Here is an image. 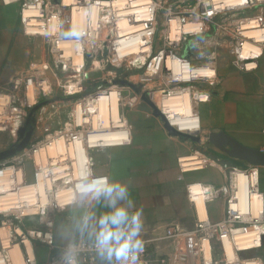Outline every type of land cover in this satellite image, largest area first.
<instances>
[{
	"label": "built area",
	"instance_id": "1",
	"mask_svg": "<svg viewBox=\"0 0 264 264\" xmlns=\"http://www.w3.org/2000/svg\"><path fill=\"white\" fill-rule=\"evenodd\" d=\"M92 1H95L93 4L98 5L99 18L96 22L93 21L91 14H87L85 18V28L83 30L84 35L80 40L86 47L84 50L86 65L88 63V59H90L93 67L97 68L99 66V70L101 72L107 71L108 75H113L114 73L117 75V72L120 70L123 74L128 72L130 69L139 72H144L145 70L147 71V69H150L152 70L150 73L154 74L157 72L155 76L165 78L164 85L158 89L162 93L163 97L169 98L173 95L183 94L187 90H190L196 101L206 102L209 100L210 95L201 89V85H217L219 82L217 73L215 72V74L211 76H195L192 74L186 76V73H189L190 70H194L200 66H212L216 71V60L218 57L217 48L220 45V41H218V44H212L210 43V40H204L200 43V49L191 48L189 46V42L191 41L196 43V41H194V39H196L195 34H203L205 32L203 23L198 21L201 24V28L199 30L193 32L177 31L175 36L171 31V23L174 18L181 19L183 23L188 22V20L195 21V19H191L193 16H201L199 14H202V16L205 15V11H199L197 6L200 5V3L212 4L211 2H207L206 0H194L196 3L193 7L190 6V8L180 9V4L183 5L182 0H149V16L146 20L139 21L137 16L133 13H127L125 15L122 14L120 12L121 10L114 7V5L110 3L112 0H107L108 3L105 5L99 4L101 0ZM132 1L133 0H128L127 7L133 6V4H131ZM38 2V5L44 6V9L48 11L51 0H39ZM82 3L86 6V8H92L93 6L92 2L87 0H78L77 4L83 5ZM26 5L27 3L23 4V7ZM69 9H71L70 6H64L61 2V4L55 5L54 10L56 12L52 15H58L60 20L61 14ZM214 15L213 11L208 12V17L211 19ZM124 16L127 18L128 23H144L141 30H138L137 32L139 34L138 37L141 47L143 48H141V50L136 54H126L120 51L121 39L127 35L123 36L120 33V29L116 22ZM236 17H238V15ZM51 19L52 17L48 19V21L46 20V23H31L34 24V27H43L42 31L44 32L47 25L48 28L51 27ZM231 19L233 18H227L226 22H229ZM24 20L26 22V26H28L29 22L24 18L23 14V22ZM233 25L237 30L235 36L229 33L225 34L232 38V52L236 55L233 62L239 68L245 70L254 69L257 66L255 63L256 59L262 55L264 50V41L259 42L254 37L248 38L247 40L260 45L261 52L258 56L244 58L241 55V50L246 42V36L243 32L247 29L246 27L251 26H257L264 31V10L257 11L254 15L244 17L243 19L233 23ZM27 30L26 34L30 37V34H36V32H29V30ZM228 31H230V29H228ZM160 33H163L164 35L161 36V45L157 46L158 34ZM61 38L62 37L58 35L57 31H52L50 28L48 37L50 46L49 52L50 55H54L56 66L63 74L69 72L82 73L85 67L81 69L77 64H75L72 56H67L66 51L60 46ZM146 45H148V50H145ZM201 50L205 52L204 56L199 54ZM95 60H98L99 65H95ZM110 63L115 65V70H107V66H109ZM32 67L33 64L30 65V69H33ZM175 67H177L178 70H175ZM47 68L48 65L46 64L43 66V71L47 70ZM35 71V74L32 76L36 77L33 84L36 85L38 96L43 98L49 97L53 92V87L43 75L44 72H38V69H35ZM82 76L83 73L80 75L81 82L76 84L75 93H70L67 88V93L69 95H75L84 89L89 91V89L94 86L92 84L93 82H91L86 88H84L82 86ZM95 81L98 82V80ZM29 85L30 83L25 82L21 76L16 77L10 81L8 88L6 89L7 91L0 93V96L4 97L5 100L3 107L0 109L1 130L9 129L13 133V128H20L24 125L28 111L36 105L38 101L37 98L32 100L28 99L27 92H25V90H28ZM110 88L111 84L107 83L106 85L93 89L90 93H107ZM122 93L123 90L121 88L119 89L120 96H122ZM130 96L132 98L128 105L131 107L137 106L140 103V98L135 95ZM194 99L193 101L195 102ZM156 105L162 111L160 105ZM56 133L57 131H55V136L48 135L46 139L47 142L41 144L40 146H43L46 143L51 142L54 138L63 135V133L60 135H57ZM68 135V139L80 136L78 134ZM129 140L130 139L121 144L127 143ZM102 147L105 146H89L87 149L90 153L91 150ZM74 161L75 159L73 158L58 160L59 165H63L56 172L58 175L54 180L55 184L52 189L49 190L50 195L53 196V202L47 208V213H44V211L42 214L25 213L22 209L16 211H0V264H13L11 250L18 244H20L25 251L27 264H53L54 258L48 259L45 262H39L36 255L32 258L26 247V242H31L33 248L37 244L43 245L47 248L58 247L55 241L57 212L66 210L68 205L71 204L72 199L60 204L56 198L60 187L67 185L73 186L74 184L77 177V175H75ZM86 162H90L89 156ZM214 164L215 162L210 157L199 151H194L188 155L180 156L178 158V165L182 172L200 170L213 166ZM13 166L19 168V166ZM1 170L2 169H0V172ZM240 172L247 178V194L249 193L251 195L253 192H257L258 196H260L263 208L258 214H255L252 208L247 211L242 209L243 206L240 199L241 184L238 180ZM225 180L226 182L224 184L218 186L210 184L211 186L207 187L204 183L206 188L205 192L207 193L206 202L215 199L225 200L226 213L224 217L217 221H212L207 216L204 218L200 217L197 210L193 186L196 183L201 182L188 183L186 185V192L189 200L194 203L197 210V216L193 225L187 230H182L178 226L172 225L167 227L163 234H153L148 232V236H145L141 233V236L145 241L144 252L141 254L142 264H154L151 260L150 248L152 245L161 241H168L171 244L170 247L174 249L177 256L174 261L170 260V257L166 259L162 258V260L159 259V264H181L186 259V255L181 250L182 240L184 237H189L192 241L191 250L193 256L198 260L197 264H264L259 256L243 257L241 255L244 251L260 248L264 242V192L260 187L259 166L251 165L248 169L243 170L230 168L226 172ZM20 185L21 183H19L18 186H14V190L17 191L16 189L19 188ZM27 220H31L32 224H27ZM247 230H250L251 234L256 236V239L252 244L242 247L237 243V238L240 235H246ZM226 240H229V242L233 245L235 254L231 255L225 249ZM207 244L210 249L208 257L205 249ZM82 264H99V261L91 252H85L82 258Z\"/></svg>",
	"mask_w": 264,
	"mask_h": 264
},
{
	"label": "crops",
	"instance_id": "2",
	"mask_svg": "<svg viewBox=\"0 0 264 264\" xmlns=\"http://www.w3.org/2000/svg\"><path fill=\"white\" fill-rule=\"evenodd\" d=\"M22 2L23 0H0V88L6 89L16 75L39 58L38 50L41 47L38 38L27 36L22 31ZM245 2L247 4L249 0ZM254 13L256 12L252 14ZM218 56V84L201 85V89L210 95L209 100L194 102L193 93L189 90L191 105L186 109L184 120L176 126L196 134V139L173 135L166 128L161 116L135 106L123 110L128 123L127 129L94 132L80 136L76 141L78 171L81 163L86 162L89 156L97 175L109 176L128 185L130 197L135 205L134 210L141 211V233L145 236H148V232L163 234L166 228L172 225L182 230H187L193 225L197 210L188 198V183L222 185L226 182L228 169L243 170L251 166L216 147L209 141V134L223 132L244 146L264 151V50L256 59L257 66L251 70L239 68L224 53H219ZM132 72L133 76H136L139 71ZM145 72L146 70L143 73ZM126 74L128 73L125 72L122 76ZM144 74L140 71L137 76ZM151 81L153 80L144 79L133 84L132 92L130 87L124 86V79H119V85L128 96H140V103L144 100L143 96H146L157 104L162 95L158 91L159 88L147 86ZM114 96L110 107V122L112 118H117L120 106L119 93ZM36 132L39 135L38 129H35L34 133ZM128 139L130 140L127 143L121 144ZM98 145L105 147L88 152L89 146ZM194 151L206 154L215 164L200 170L182 172L178 158ZM259 170L261 185L264 166H259ZM205 209L207 217L217 221L226 213V202L224 199L207 201ZM70 213L71 209L68 208L59 214L58 219L56 216L55 228L65 221ZM55 241L59 247V242L56 239ZM170 245L168 241L152 245L150 256L154 264H159L158 260L166 259L167 256L172 260L175 251ZM58 247L35 245L37 260L45 262L55 258ZM164 254L167 255L161 256ZM241 255L259 256L264 263V242L260 248L244 251Z\"/></svg>",
	"mask_w": 264,
	"mask_h": 264
},
{
	"label": "bare ground",
	"instance_id": "3",
	"mask_svg": "<svg viewBox=\"0 0 264 264\" xmlns=\"http://www.w3.org/2000/svg\"><path fill=\"white\" fill-rule=\"evenodd\" d=\"M89 2L95 3V1L87 0ZM207 2H211L216 10L218 9H232V8H241L249 5V2L246 4L245 0H237L233 3L234 0H206ZM258 2L263 0H257ZM221 2H225L228 5L219 6ZM254 2V1H253ZM78 0H62V4L64 6H70L71 8V21L70 27L73 25L79 26L82 30L85 28V18L87 14L92 15V19L94 22L98 20V5L93 4L92 8H86V6L77 4ZM107 0H101L99 4L105 5ZM110 3L114 5V7L121 10L122 14L133 13L137 16L139 21L146 20L149 16L148 11V3L149 0H133L131 4L133 6H128V0H112ZM240 3V4H239ZM236 4V5H235ZM235 5V6H233ZM40 16L38 11V7L31 6L30 8L25 9L24 18L29 22L27 29L29 32H40L43 27H34V24L31 22L38 24L39 19L36 17ZM238 14H236L237 16ZM56 16V17H53ZM59 19L58 15H52L51 26L56 28L57 24H53L54 20ZM41 22V21H40ZM61 23V22H60ZM117 25L120 29V33L126 37L121 39L120 48L121 52L136 54L141 48V43L139 40L138 30H141L143 26V22L139 23H128L127 18L124 16L122 19L117 20ZM201 24L198 21H188L182 22L179 18H174L171 23V31L173 35H176L177 31L181 32H193L199 30ZM243 34L246 36V42L244 44L243 49L241 50V55L244 58H250L251 56H258L261 52V47L257 43H253L248 38L254 37L259 42L264 41V31L257 26L246 27ZM48 29V28H47ZM54 30V29H53ZM55 31H57L55 29ZM50 32V31H49ZM41 33V32H40ZM44 33V32H43ZM71 43L74 46L73 51H66L67 56H72L73 61L77 64L81 69L86 65V58L84 56L85 45L83 42L75 39H60L61 44ZM145 50H148V45L145 46ZM98 61V60H97ZM178 70L175 67V70ZM215 68L212 66H200L194 70H190L189 73H186V76L189 74L195 76H211L215 74ZM81 78V77H80ZM80 78L77 77L76 81L71 82V85L68 86V91L70 93H75L76 84L81 82ZM115 86V87H114ZM112 86L107 93H98L92 94L88 97L86 104L83 106L75 105V114L77 119L78 110L81 111V119L77 122L82 124L84 122L89 123L91 130H89L86 134L105 131V130H119V129H127L128 123L127 120L121 116L120 114V106L117 118L113 119L110 122V107L112 98L114 100V95L117 93L118 89L116 85ZM29 92H27L29 99L32 100L34 96V89L29 86ZM120 95V94H119ZM114 96V97H113ZM121 97V96H120ZM121 100V99H120ZM4 97L0 96V109L4 105ZM160 105L162 111L166 114L170 124L172 127H175L184 120L186 116V109L191 105V94L190 91L187 90L183 94H176L171 97H161L160 101L156 102ZM77 104V103H76ZM84 104V103H83ZM90 105L91 107H85ZM74 110V108H73ZM89 110V111H88ZM92 113H91V112ZM77 123V124H78ZM88 126V125H87ZM21 128V127H20ZM20 128H13L14 131H18ZM182 132H188L184 129L176 128ZM1 130V129H0ZM18 133V132H17ZM189 133V132H188ZM68 133L63 134L54 138L51 142L46 143L43 146H39V148L34 152L35 163L38 165V173L35 176V180L32 182H26V174L24 170L19 167L16 168L13 165L5 167L0 172V211H8V210H19L22 209L25 213H39L42 214L47 213V208L53 202V196L50 195V189H52L55 184V179L58 175L56 173L58 169L63 165L60 164L58 160H65L68 158L75 159L74 167H75V175L78 174V158L76 154V141L81 136L71 137L68 139ZM25 153V152H24ZM28 153V152H27ZM25 156V155H24ZM40 166V167H39ZM55 173V174H54ZM69 175V173H68ZM239 183L241 184L240 191V199L242 204V209L245 211L253 209L255 214H258L259 211L263 208V203L260 201V196H258L257 192H253L251 195L247 194L246 184L247 178L242 175L240 172L238 177ZM21 183L20 187L15 191L14 186H18ZM207 187L211 186L210 184H206ZM193 190L195 192L196 205L197 210L200 217H206V198L207 193L205 192V184L204 183H196L193 186ZM73 198V186L67 185L64 187H60L58 190L57 201L60 204H63L70 199ZM205 201V202H204ZM205 203V204H204ZM256 236L251 234L250 230H247L246 235H240L237 238V243L244 247L252 244ZM206 247V255L207 257L210 254L209 245ZM26 247L28 252L32 258L35 257V250L31 242H26ZM225 249L229 254H235L233 250V246L229 243L228 240L225 242ZM11 258L13 264H27L25 251L23 247L18 244L15 245L11 250Z\"/></svg>",
	"mask_w": 264,
	"mask_h": 264
},
{
	"label": "rangeland",
	"instance_id": "4",
	"mask_svg": "<svg viewBox=\"0 0 264 264\" xmlns=\"http://www.w3.org/2000/svg\"><path fill=\"white\" fill-rule=\"evenodd\" d=\"M38 1L39 0H23L22 5H21L20 24H21L23 33L27 36H28V34H26V30H27L26 22H25V20L23 22V14H24L25 9H27L31 6L38 7V11L40 13V16L38 14L36 19H39L41 21V22L39 21L38 24L43 23V22L46 23L48 21V19H50L52 17V14L56 12L54 10L55 5L61 4V2H62V0H51L50 6H49L48 11H47L46 9H44V6L38 5V3H39ZM236 1L237 0H234L233 3H235ZM182 2H183V5L180 4V9L190 8V6L193 7L196 3V1H194V0H182ZM25 3H27V5L25 7H23V4H25ZM218 5L223 6V5H228V4L225 2H221ZM235 5H233V6H235ZM197 9H199V11H203V12L205 11L204 16H202V14H199L201 16L195 15L191 18V19H195V21H199V22L203 23L205 32L201 35H203L205 37V40H210V43H212V44H218V41H220L219 42L220 45L217 48V53L218 54L224 53V55H227L232 60H234L236 55L233 54V52H232V49H233V47H232L233 45H231L232 38L228 35H225V34L229 33V34H232L235 36V34L237 33V30L234 27L233 23L243 19L244 17L254 15L255 13L252 14L254 11L257 12V10L258 11L264 10V0L260 1V2H258L257 0H250L249 5L246 7H241V8L235 7L232 9H223V10L222 9L215 10L214 6L210 3L209 4L200 3V5L197 6ZM209 11H213L215 14L212 19L210 17H208ZM236 14H238V17H236ZM71 15H72L71 9L66 10V12H63L61 14L60 20L59 19L54 20L53 24H60V21H61V23L63 24V29L67 30L70 28ZM53 17H56V16H53ZM196 18H200V19H196ZM227 18H233V19H231L229 22H226ZM50 25H51V23H50ZM47 28H48V25L45 28L44 33L42 30H39L41 33H36L33 35L30 34L31 37L38 38V41L40 43L41 48H40V50H38L39 58L37 61L29 64V66L26 69H24L22 72H20L18 75H16L14 77V78H16V77L21 76L25 80V82L30 83L29 86H31L34 89V96L32 97V99L37 98L38 101H37L36 105H34L33 107L37 106L41 102H46V104L42 105L31 116L28 130L30 128H33V133H32V136H31V139H30V142L28 143V145L23 150L17 152L16 154H14L12 156H9L7 159L0 161V169H4L5 167L12 166V165L22 167V169L24 170V172L26 174V181L27 182H32L35 180V176H36V173L38 171V169H37L38 165H37V163H35L34 152L39 148V146L41 144L47 142L46 139H47L48 135L55 136L54 135L55 131H57V133H56L57 135H60L62 133L63 134L68 133L70 135H72V134L86 135V133L89 130H91L89 123L84 122V123L80 124L77 122V119L78 120L81 119V111L78 110L77 119H76V114L74 112L76 109L75 107L77 105H81V104L84 106L87 102L88 97L90 95H92L94 92L90 93V91H92V90L86 91V89H84L83 91L78 92L75 95H69L67 93L68 92L67 91L68 86L71 85V82L76 81L77 77L80 78V75H82V73H83L82 86L84 88H86L91 82H93L92 84L94 85L96 83L95 80H98V82L104 81L108 84L110 83L111 87H112V85L113 86L116 85V87L118 89L117 93H119V89L122 88L119 85L120 84L119 79H121V78L124 79L125 81L131 83V84H136L138 82H141V80H144V79L153 80L151 82H148L147 86L149 88H152V87L153 88H160L165 83L164 77L159 78L158 76H155L157 74V72H155L154 74H150V72H152V70H150V69L149 70L147 69L146 74H144L142 76H140V75L137 76V74L139 72H136V76H133L134 73L132 72L131 69L127 72L128 74L123 75V76H122L121 70L119 72H117V75H116V73H114L113 75H108L107 71L101 72L99 70V68H100L99 66L97 68L93 67L91 65L90 59H88V63L85 66L84 71L82 73L69 72V73L63 74L55 64L54 55H52V54L50 55V52H49V47H50L49 46V40H48L49 33H50L49 31H50V28L52 31H53V29L55 30L56 28H53V26H51L48 29ZM228 29H230V31H228ZM169 32H170V29H169ZM162 35H164V34L163 33L158 34V42H157L158 45L157 46H160L162 43V40H161ZM63 46H65L64 49L67 52L73 51V49H74V46L68 42L65 43V45L61 44L62 48H63ZM32 64H34L32 67L33 69H30V65H32ZM46 64L48 65V68H47V70L43 71V66H45ZM95 65H99V62L97 60H95ZM107 68H108L107 70H115L116 69L115 65H113L111 63L109 64V66H107ZM35 69H38V72L39 71L41 73L44 72L43 75L47 78L48 82L53 87V92L49 97L43 98L41 96H38V91H37L36 85L33 84L36 77L32 76L33 74H35L34 72H36ZM141 73L143 74V71H141ZM80 80H81V78H80ZM124 86L130 87L129 90L131 92L133 91L132 86H130L128 84H125ZM6 89L0 88V93L7 91ZM28 90H25V92H29ZM158 91L160 92V90H158ZM23 93H24V90H23ZM160 94L162 95L161 92H160ZM27 96H28V94H27ZM138 97L140 98V96H138ZM131 98L132 97L128 96L127 92L123 91L122 96H121V100H120V114L124 118H125V116H124L123 110H126L128 108H132L130 105H128V103L131 102ZM28 99H29V96H28ZM194 100H195V102H198V101H196V99H194ZM85 107L90 108L91 106L87 104V106H85ZM32 108L28 111L26 121L28 120V118L30 116ZM73 108H74V110H73ZM76 123H78L77 126H76ZM186 128H187V125H186ZM35 129H38L39 135H37V132L34 133ZM19 140H20V137H19L17 131H14L12 133L11 130H9V129L0 130V153L5 152L12 145L17 144L19 142ZM260 187L262 190H264V179L263 178L261 180ZM68 208L66 210H61L60 212H57V219H58L59 214L67 211ZM26 223L32 224V221L27 220ZM191 243H192V241H191V239H189V237L183 238L181 250L186 255V259L181 264H197L198 263L197 258H195L192 254ZM229 243L231 244V242H229ZM206 247H208V246H206ZM34 250H35V247H34ZM165 255H167V254H164L161 256L164 257ZM176 256H177V254H176V252H174V255L172 256L173 257L172 261L176 260ZM167 257H169V256H167ZM152 262H154V261L152 260Z\"/></svg>",
	"mask_w": 264,
	"mask_h": 264
},
{
	"label": "clouds",
	"instance_id": "5",
	"mask_svg": "<svg viewBox=\"0 0 264 264\" xmlns=\"http://www.w3.org/2000/svg\"><path fill=\"white\" fill-rule=\"evenodd\" d=\"M56 30L64 39L79 40L84 35L77 25L64 30L60 23ZM195 36L196 43L190 41L189 46L200 49L205 37ZM68 207L70 215L55 228L59 247L53 264H82L85 252L94 254L99 264H142V215L134 210L127 184L97 175L91 162H82Z\"/></svg>",
	"mask_w": 264,
	"mask_h": 264
},
{
	"label": "water",
	"instance_id": "6",
	"mask_svg": "<svg viewBox=\"0 0 264 264\" xmlns=\"http://www.w3.org/2000/svg\"><path fill=\"white\" fill-rule=\"evenodd\" d=\"M124 84H128L133 87V84L125 81ZM107 83L104 81H99L94 84L93 87L89 89L93 90L95 88H98L102 85H106ZM144 100L139 103L136 108L145 110L148 112H152L155 115L161 116L165 122L166 128L173 134L178 136H184L188 138H194L196 139V134H191L188 132H182L175 127H172L169 120L167 119L166 115L158 108V106L151 101L150 99L146 98V96H143ZM46 104V102H41L37 106L33 107L30 113V116L28 120L25 122V124L18 130V135L20 137V140L17 144L12 145L9 149H7L5 152L0 153V161L7 159L9 156H12L16 154L17 152L23 150L28 143L30 142L33 128H30L28 130L30 119L32 114L38 110L42 105ZM209 141L212 142L216 147H218L220 150L226 152L229 156L238 158L240 160H244L247 163L255 166H264V151H261L259 149L250 148L247 146L242 145L238 141L234 140L230 136L224 134L223 132L218 133H211L208 136Z\"/></svg>",
	"mask_w": 264,
	"mask_h": 264
}]
</instances>
